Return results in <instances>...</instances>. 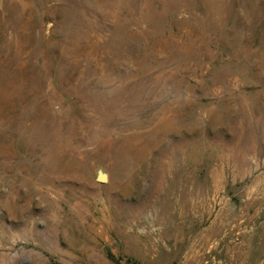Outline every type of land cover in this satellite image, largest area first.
<instances>
[{
    "label": "rangeland",
    "instance_id": "rangeland-1",
    "mask_svg": "<svg viewBox=\"0 0 264 264\" xmlns=\"http://www.w3.org/2000/svg\"><path fill=\"white\" fill-rule=\"evenodd\" d=\"M0 264H264V0H0Z\"/></svg>",
    "mask_w": 264,
    "mask_h": 264
},
{
    "label": "water",
    "instance_id": "water-1",
    "mask_svg": "<svg viewBox=\"0 0 264 264\" xmlns=\"http://www.w3.org/2000/svg\"><path fill=\"white\" fill-rule=\"evenodd\" d=\"M99 179L103 180L104 176L103 175H99Z\"/></svg>",
    "mask_w": 264,
    "mask_h": 264
}]
</instances>
